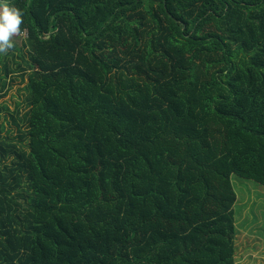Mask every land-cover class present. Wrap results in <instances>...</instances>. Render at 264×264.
Wrapping results in <instances>:
<instances>
[{
  "label": "trees",
  "instance_id": "obj_1",
  "mask_svg": "<svg viewBox=\"0 0 264 264\" xmlns=\"http://www.w3.org/2000/svg\"><path fill=\"white\" fill-rule=\"evenodd\" d=\"M9 2L26 84L0 102V264H236L233 177L264 187V0Z\"/></svg>",
  "mask_w": 264,
  "mask_h": 264
},
{
  "label": "rangeland",
  "instance_id": "obj_2",
  "mask_svg": "<svg viewBox=\"0 0 264 264\" xmlns=\"http://www.w3.org/2000/svg\"><path fill=\"white\" fill-rule=\"evenodd\" d=\"M24 38L25 34L22 33V35L13 37V42L16 40L21 44ZM12 51L16 50L11 49L6 55L0 54V60H3L0 64V76L5 74L4 62L6 61H9L10 67L15 71L10 75V78H15L14 83L0 102L5 101L14 109L16 103L25 98L22 87L26 81L21 80L18 69L23 64V60L19 56L14 58L10 53ZM25 56L27 57V53ZM233 181L239 204L236 208V249L239 251V258L236 255V261L240 264H264V257L259 256L264 250V187L238 176H234ZM242 247H245L246 257H244Z\"/></svg>",
  "mask_w": 264,
  "mask_h": 264
},
{
  "label": "clouds",
  "instance_id": "obj_3",
  "mask_svg": "<svg viewBox=\"0 0 264 264\" xmlns=\"http://www.w3.org/2000/svg\"><path fill=\"white\" fill-rule=\"evenodd\" d=\"M23 15V11L9 0H0V54L6 55L13 49V37L22 35Z\"/></svg>",
  "mask_w": 264,
  "mask_h": 264
},
{
  "label": "crops",
  "instance_id": "obj_4",
  "mask_svg": "<svg viewBox=\"0 0 264 264\" xmlns=\"http://www.w3.org/2000/svg\"><path fill=\"white\" fill-rule=\"evenodd\" d=\"M237 207H239L238 200H237V203H236V205H235V216H236V212H237V209H236ZM258 222H259V221H258ZM237 247H238V246H237ZM244 248H245V247H242V250H243V253H244V257H246V252H245ZM238 254H239V251L237 250V253H236L237 258H239V257H238ZM259 256L264 257V250H262V251L260 252ZM236 264H240V263L236 261Z\"/></svg>",
  "mask_w": 264,
  "mask_h": 264
}]
</instances>
